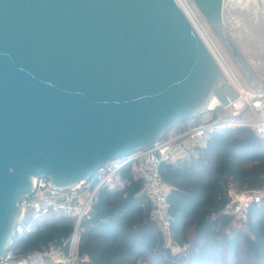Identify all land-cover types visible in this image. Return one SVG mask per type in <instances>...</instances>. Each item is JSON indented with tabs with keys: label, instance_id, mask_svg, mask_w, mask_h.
I'll list each match as a JSON object with an SVG mask.
<instances>
[{
	"label": "water",
	"instance_id": "obj_1",
	"mask_svg": "<svg viewBox=\"0 0 264 264\" xmlns=\"http://www.w3.org/2000/svg\"><path fill=\"white\" fill-rule=\"evenodd\" d=\"M191 1L252 89L223 0ZM214 97L223 106L236 93L174 0H0V264L34 177L73 188L136 151L152 160L155 142Z\"/></svg>",
	"mask_w": 264,
	"mask_h": 264
},
{
	"label": "trees",
	"instance_id": "obj_2",
	"mask_svg": "<svg viewBox=\"0 0 264 264\" xmlns=\"http://www.w3.org/2000/svg\"><path fill=\"white\" fill-rule=\"evenodd\" d=\"M209 118L215 119V114ZM160 174L169 188L167 233L150 217L141 180L125 166L119 171L120 185L100 187L90 215L79 223V262L264 264V200L249 207L242 228L223 211L230 186L262 185L264 136L245 127L216 132L194 156L162 165ZM74 223L62 216L44 220L17 244V254L25 256L51 245L65 249ZM165 235L179 252L166 245Z\"/></svg>",
	"mask_w": 264,
	"mask_h": 264
},
{
	"label": "built area",
	"instance_id": "obj_3",
	"mask_svg": "<svg viewBox=\"0 0 264 264\" xmlns=\"http://www.w3.org/2000/svg\"><path fill=\"white\" fill-rule=\"evenodd\" d=\"M227 72L230 76L228 70ZM229 81L236 90V97L226 105L219 104L217 107L232 109L233 118L230 120L207 118L170 139L164 138L163 135L150 150L152 160L148 159L147 150L136 151L108 162L105 167L73 188H53L47 184V177H34L31 182V193L18 201L22 216L13 241H10L2 255L1 264H78L79 223L90 215L100 187L112 189L120 185L119 171L125 166H130L141 180V193L151 206L150 217L163 233H167L170 216L167 213L166 196L169 188L162 180L160 167L189 159L206 146L211 135L225 129L245 127L264 136V92L242 89L233 76H230ZM242 112H248L250 116L241 117ZM228 196L229 201L223 211L242 228L249 207L264 200V179L262 185L256 189L230 186ZM50 214L75 221L74 230L66 242L65 249L51 245L45 250L25 256L17 254V244L36 231Z\"/></svg>",
	"mask_w": 264,
	"mask_h": 264
},
{
	"label": "rangeland",
	"instance_id": "obj_4",
	"mask_svg": "<svg viewBox=\"0 0 264 264\" xmlns=\"http://www.w3.org/2000/svg\"><path fill=\"white\" fill-rule=\"evenodd\" d=\"M184 1L194 14L199 27L204 32L209 43H211L218 58L221 60L220 62L231 74L230 76H233L238 85L246 91L264 92V0H241V2L240 0H223L221 25L260 80V82L252 89L192 1ZM232 1H234V3ZM229 85L234 93H236V90L232 85ZM216 108H218V110L215 111V113L208 110L197 118H191L184 123L175 125L165 133L164 138L170 139L178 132V130H180V128L186 129L191 125L198 124L213 114H215L216 118L222 120H230L233 118L234 115L232 109H224L222 107ZM240 116L249 117L250 114H248V112H242L240 113ZM55 217V214H50L48 218L54 219ZM233 222L234 226L237 227L239 223L235 220ZM165 243L171 248L173 253L180 251L179 247H174L171 244L169 237L166 235Z\"/></svg>",
	"mask_w": 264,
	"mask_h": 264
},
{
	"label": "bare ground",
	"instance_id": "obj_5",
	"mask_svg": "<svg viewBox=\"0 0 264 264\" xmlns=\"http://www.w3.org/2000/svg\"><path fill=\"white\" fill-rule=\"evenodd\" d=\"M178 6L180 7V9L183 11V13L185 14V16L188 18V20L193 24V26L195 27V29L197 30V32L200 34V36L204 39V41L208 44V46L212 49L213 53L215 54L217 60L220 62L221 60L218 58L217 53H215L214 48L212 47L211 43H209L207 37L205 36L204 32L201 30V28L199 27L197 20L194 16V14L192 13V11L190 10V8L188 7V5L185 3L184 0H174ZM245 1V0H244ZM234 3V1H232ZM241 2V0H240ZM236 4V2H235ZM238 4V3H237ZM245 6V5H244ZM221 65V69L226 77V79L229 81L230 76L225 68V66L220 62ZM229 76V78H228ZM229 84L230 81L228 82ZM215 98V97H214ZM215 100L217 101L218 104L214 105L212 108H210V110L215 109L220 103L219 101L215 98ZM209 110V109H208Z\"/></svg>",
	"mask_w": 264,
	"mask_h": 264
},
{
	"label": "flooded vegetation",
	"instance_id": "obj_6",
	"mask_svg": "<svg viewBox=\"0 0 264 264\" xmlns=\"http://www.w3.org/2000/svg\"><path fill=\"white\" fill-rule=\"evenodd\" d=\"M232 49H233V51L235 52V54L238 55V52H237V50L235 49V47H233Z\"/></svg>",
	"mask_w": 264,
	"mask_h": 264
},
{
	"label": "crops",
	"instance_id": "obj_7",
	"mask_svg": "<svg viewBox=\"0 0 264 264\" xmlns=\"http://www.w3.org/2000/svg\"><path fill=\"white\" fill-rule=\"evenodd\" d=\"M180 132H182V129L181 128H180V130H178V132L175 135L179 134Z\"/></svg>",
	"mask_w": 264,
	"mask_h": 264
}]
</instances>
